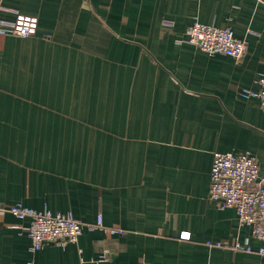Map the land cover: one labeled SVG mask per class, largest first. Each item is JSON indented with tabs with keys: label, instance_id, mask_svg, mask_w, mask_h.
<instances>
[{
	"label": "crops",
	"instance_id": "obj_1",
	"mask_svg": "<svg viewBox=\"0 0 264 264\" xmlns=\"http://www.w3.org/2000/svg\"><path fill=\"white\" fill-rule=\"evenodd\" d=\"M18 13L39 25L0 33V202L85 228L33 253L30 221L0 215V264H264L208 244L259 246L209 188L216 152H249L264 181V109L241 96L261 89L264 0H0V21ZM196 21L246 54L190 43Z\"/></svg>",
	"mask_w": 264,
	"mask_h": 264
},
{
	"label": "built area",
	"instance_id": "obj_2",
	"mask_svg": "<svg viewBox=\"0 0 264 264\" xmlns=\"http://www.w3.org/2000/svg\"><path fill=\"white\" fill-rule=\"evenodd\" d=\"M38 25V18L18 13L11 22L0 21V33L11 32L19 37H30L36 34ZM187 40L208 54H223L237 60L243 58L247 52L246 42L237 39L230 28L208 26L197 21L189 28ZM259 85V91L245 88L241 96L246 99H259L264 109V73ZM209 199L222 209H234L240 225L250 228L251 236L259 246L254 248L249 242L242 243L239 240L230 244H208L217 248L225 247L234 252L264 256V181L260 179L257 159L249 152H216L211 169ZM8 213L19 220L30 221L24 230L31 239L33 253L43 249L46 244L65 247L77 243L85 228L71 212L52 214L48 210L37 211L17 205L7 207L0 202V215ZM95 226L103 227L102 218L98 219ZM111 232L125 234L121 229H113ZM181 237L188 239L189 235L183 233ZM107 258L109 253L105 252L102 259Z\"/></svg>",
	"mask_w": 264,
	"mask_h": 264
}]
</instances>
